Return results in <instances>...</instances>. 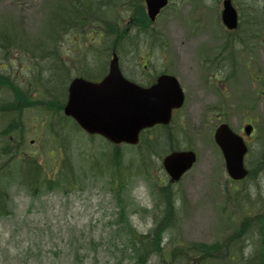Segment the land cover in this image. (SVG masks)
Instances as JSON below:
<instances>
[{
  "label": "rangeland",
  "instance_id": "374dc122",
  "mask_svg": "<svg viewBox=\"0 0 264 264\" xmlns=\"http://www.w3.org/2000/svg\"><path fill=\"white\" fill-rule=\"evenodd\" d=\"M101 1L105 8L113 0ZM65 3L66 0H0V29L5 31L7 41H14L15 49L9 50L8 57L15 60L14 78L18 77L19 85L32 77L37 65L44 76L48 74L47 60L37 48L44 33L50 34L47 26L51 12ZM222 8V0H171V5L153 24L156 36L143 34L142 27L127 29L129 40L119 51L123 72L145 84L148 75H142L139 69L144 56L143 64L148 65L151 74L166 70L175 73L188 96V106L175 118L170 134L147 132L148 140L160 137L158 145L152 142L156 150L149 149L147 143L144 150L143 146L124 145L118 163L114 158L117 160L119 156L112 145L98 137L90 139L82 131L67 126L61 133L63 140L56 143L48 128L39 127L38 122H43V117H38V122L34 120L42 112L29 109L27 104L23 106V121L30 127H27V139L33 140L25 152L31 154L39 150L43 161L46 151L45 161L52 167L56 159L62 161L66 155L71 156L76 179L72 186L33 197L16 181L18 166L12 163L7 173L13 186L7 202L9 213L0 215V264H118L127 258L120 250L121 206L129 209L130 221L139 232L152 230L155 221L162 218V213L155 210L160 202L158 186L171 183L163 169L162 158L172 145L191 146L199 157L182 180L173 184L178 192L175 197L179 198L176 205L181 210L179 215L173 208L176 217L171 220L168 234L174 240L225 241L244 214L251 210L259 212L264 200V169L257 166L264 147V100L254 88L256 85L260 86V91L264 88V47L260 44L251 49L252 52L243 51L234 38L231 41L230 34L221 25L218 10ZM111 13L109 11L108 19ZM222 35L228 40L225 49L235 52L237 61L234 66L224 63L232 66L227 70L213 59L224 46ZM91 41L95 42L92 46ZM97 42L99 38L91 34L83 41L72 35L64 42L61 52L71 68L72 78L98 75L105 65L108 70L113 47L108 48L105 37L100 44ZM204 49L211 58L203 55ZM254 54L257 62L253 67ZM2 62L0 58V65ZM243 69L245 73L241 75ZM231 72L234 77L229 76ZM215 82H219L218 86ZM236 85H241V95ZM220 87L226 88V93L221 92ZM0 93L2 95L1 90ZM35 97L43 100L40 95ZM221 105V117L220 112L215 111L203 118L209 106L218 110ZM219 118L228 120L236 131L247 121L257 120L254 123L257 135L251 147L253 154L248 158L253 174L243 182L230 180L223 156L213 141ZM10 121L11 118L3 117L2 127ZM49 153L54 156L52 160L48 159ZM120 177L125 184L127 182L126 194L115 188ZM242 195L250 198L256 205L254 209L237 210ZM120 198L123 201H119ZM253 247V240H247L242 252L245 257L253 252ZM155 261L151 264H156ZM218 264L239 263L222 259Z\"/></svg>",
  "mask_w": 264,
  "mask_h": 264
},
{
  "label": "trees",
  "instance_id": "16d2710c",
  "mask_svg": "<svg viewBox=\"0 0 264 264\" xmlns=\"http://www.w3.org/2000/svg\"><path fill=\"white\" fill-rule=\"evenodd\" d=\"M113 4H115L114 7H112ZM104 6L106 5L102 4L101 0H66L65 4L57 6L49 17L47 27L50 29V34L44 33L37 48L43 51V59L47 60L48 74L44 76L42 68L39 69L37 65L31 80L27 79L17 86L12 83L8 85L13 87L15 94L17 93L19 97L20 114L16 121L4 127L0 136L1 216L9 213L7 202L10 198L9 191L13 190V186L8 180L7 173L12 163L18 166L15 174L16 181L23 185L25 191L33 197H39L52 189L72 186L76 179V168L71 156L66 155L64 159L59 156V159L63 160L56 159V165L52 167L45 161L46 151L43 161L40 160L39 150L31 154L25 152L31 140L27 139L29 123L26 125L23 121V106L27 104L29 109L42 112L36 115L34 120L38 122V117H43V122L39 121L38 125L40 128H48L49 134L56 143H60L64 138L61 136L63 128L67 126L68 129H75L74 122L68 123L69 118L63 114L66 87L71 80L69 71L71 68L61 52L64 42L72 35H76L79 41H83L91 34L99 38L97 44H100L105 37L108 48L113 47L119 52L129 40L130 31L127 29L150 27L144 0H113L110 6L102 8ZM109 11L112 13L108 19ZM2 38H6L5 34H0V39ZM93 43L95 42L91 41V46ZM33 57H36L35 53ZM5 80L8 81L6 78ZM3 85H7L6 82ZM38 95L43 100L35 97ZM8 105L10 106L2 108V115L5 117L11 116L12 109L15 108V104L11 102ZM49 115L50 119H48ZM10 135L14 137L12 142L8 139ZM121 151L120 147L115 148L116 156L119 157L114 160L118 163ZM53 158L54 156L49 153L48 159ZM259 161L264 167V159ZM122 190L123 185L120 184L118 191L121 193ZM159 193L160 202L157 207L162 212V218L156 221L155 227L148 233L139 232L130 221V213L126 205L121 206L118 230L121 237L122 249L120 250L127 258L118 261V264H151L154 260L158 264H218L222 259L234 262L236 260L239 264H264V200L260 203L259 212L251 210L238 220L225 241L179 242L168 234L171 220L174 221L175 218V192L169 187H161ZM119 201L123 199L120 198ZM255 206L250 202V198L243 196L236 207L238 211H241L247 207L254 209ZM253 236H257L254 252L245 257L242 253L246 246L245 240L252 239ZM167 237L168 240L165 242Z\"/></svg>",
  "mask_w": 264,
  "mask_h": 264
},
{
  "label": "water",
  "instance_id": "95a60500",
  "mask_svg": "<svg viewBox=\"0 0 264 264\" xmlns=\"http://www.w3.org/2000/svg\"><path fill=\"white\" fill-rule=\"evenodd\" d=\"M148 14L155 20L168 0H146ZM225 23L236 26L237 13L226 2ZM184 101L182 89L172 76H161L150 88L140 87L122 74L119 58L114 55L109 73L101 82L75 78L69 86L64 113L72 117L90 134H99L114 143L139 141L143 128L157 123H169L172 109ZM216 139L222 147L229 174L234 179H243L248 171L243 164L247 151L242 139L226 125L221 126ZM196 160L192 151L174 152L164 159V166L172 180L176 181L188 171Z\"/></svg>",
  "mask_w": 264,
  "mask_h": 264
},
{
  "label": "flooded vegetation",
  "instance_id": "af4514ba",
  "mask_svg": "<svg viewBox=\"0 0 264 264\" xmlns=\"http://www.w3.org/2000/svg\"><path fill=\"white\" fill-rule=\"evenodd\" d=\"M224 1L225 0H222L223 3H224ZM232 4H233L234 8L236 9L237 16H238L237 25H236V28H234V29L227 28L225 21L222 20L223 8H222V10H218V14H220L221 25L230 34L231 41H233V38H234V40H235L234 42L237 43V45L240 46L243 49V51H245V49L251 51V49L256 48V46L260 45V44L264 47V0H236V1L232 0ZM218 21H219V19H218ZM217 36L219 37V40L221 41L220 36L219 35H217ZM222 38H223L222 42L224 43L223 44L224 46H222V49L218 50L214 54L215 57L213 59L216 58L220 64H223L225 70H227L228 67L232 68V66H234V63L237 64V61L235 60V52L233 53V51H230V50L227 51L225 49V48H227V42H228L227 36L222 35ZM3 49H5V48H3ZM9 52L10 51H7V54L5 55L6 57H4L2 59L3 62L0 65V68L2 69L1 75H3V76L5 75L6 77H8V75H10V73L12 76H14V69H13L14 60H13V58H11L10 60L6 59L8 57ZM203 55L207 56L208 58H211L208 50L204 49ZM11 62H12V68L8 69V67L5 66V64L11 65ZM143 62L144 61H141L142 64H141V66L139 65V69H141L140 71H141L142 75H148V80L146 81V84H144L145 86H150L153 83H155V81L157 80V78L161 74L171 73V74L176 75L175 73L168 72L167 70L160 72L157 75L151 74L148 71V65H144ZM255 62H257V59H256L255 54H254L253 60H252L253 67H254V64H256ZM224 63L230 64L232 66L225 65ZM195 68L196 67L194 66L193 69H195ZM6 70H8V72H5ZM212 73H217V72L213 71ZM7 79H8V81H10L9 78H7ZM134 79L136 80L137 83L141 82L140 80H138L136 78H134ZM237 88H238V92L241 95V92H240V89L238 86H237ZM222 90H223V93L224 92L226 93L225 90H227V89L226 88L223 89V87H220L221 92H222ZM214 92H216V91L214 90ZM186 97H188V96H186ZM187 106H188V98H187V103L184 107H182L181 109H175L174 110V116L182 113L187 108ZM222 109H223L222 105L218 108V110L214 106L213 107L209 106L207 108V113L203 114V118L213 115L210 113L215 112V111H219L220 117H221ZM199 117H202V114ZM224 121L225 120H222L221 118H219V124L221 122H224ZM246 126H253V132H254L255 131V127H254L255 125L251 120H249L242 126L241 133L244 136L245 140L248 141L251 138L253 133L251 135H247L244 131V128Z\"/></svg>",
  "mask_w": 264,
  "mask_h": 264
}]
</instances>
